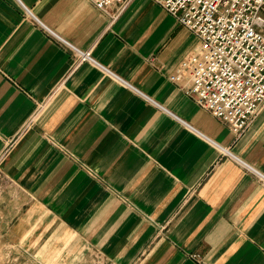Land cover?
I'll list each match as a JSON object with an SVG mask.
<instances>
[{
  "label": "crops",
  "instance_id": "obj_1",
  "mask_svg": "<svg viewBox=\"0 0 264 264\" xmlns=\"http://www.w3.org/2000/svg\"><path fill=\"white\" fill-rule=\"evenodd\" d=\"M198 44L153 0H0L5 242L37 259L264 264V179L244 164L264 175V107L235 134L173 82Z\"/></svg>",
  "mask_w": 264,
  "mask_h": 264
},
{
  "label": "built area",
  "instance_id": "obj_2",
  "mask_svg": "<svg viewBox=\"0 0 264 264\" xmlns=\"http://www.w3.org/2000/svg\"><path fill=\"white\" fill-rule=\"evenodd\" d=\"M88 1L98 9L114 8L119 12L131 0ZM153 1L187 27L199 41L170 74V79L235 134L243 132L264 107V0ZM42 25L73 50L77 65L89 62L122 80L93 57L91 48H78ZM136 90L174 115L147 94ZM214 145L221 154L237 158L228 148ZM244 164L264 179L262 173ZM190 255L201 261L198 253Z\"/></svg>",
  "mask_w": 264,
  "mask_h": 264
},
{
  "label": "rangeland",
  "instance_id": "obj_3",
  "mask_svg": "<svg viewBox=\"0 0 264 264\" xmlns=\"http://www.w3.org/2000/svg\"><path fill=\"white\" fill-rule=\"evenodd\" d=\"M2 191L0 187V195ZM1 233L2 230L0 229V264H100L95 257L90 256L80 261L76 258H63L61 253H56L53 258L39 257L37 259L34 255L32 256V244L30 248H19L16 244L5 242V237Z\"/></svg>",
  "mask_w": 264,
  "mask_h": 264
}]
</instances>
